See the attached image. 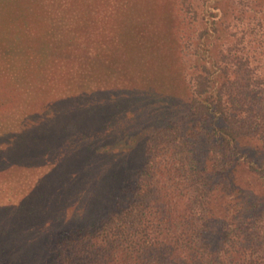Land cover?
Returning <instances> with one entry per match:
<instances>
[{"label":"trees","instance_id":"1","mask_svg":"<svg viewBox=\"0 0 264 264\" xmlns=\"http://www.w3.org/2000/svg\"><path fill=\"white\" fill-rule=\"evenodd\" d=\"M200 1L198 11L183 0L182 39L190 38L185 50L195 38L192 53L200 61L187 78V101L175 105L147 89H95L97 96L80 97V150L99 129L96 153H109L112 160L101 178L112 188L97 193L88 169L99 171L98 163L67 172V178L81 179L67 189H77L82 203L92 200L90 211L76 216L87 224L43 251L35 242L47 230L39 224L47 211L57 215L44 179L18 205H0V251H11L10 261L37 255L39 264H264V0ZM195 22L203 23L196 33L190 30ZM66 102L60 107H71ZM3 138L0 155L7 158H0V171L23 161L19 150L44 156L23 144L11 150ZM67 155L60 150V157ZM24 165L36 162L28 157ZM57 172L49 174L58 187Z\"/></svg>","mask_w":264,"mask_h":264},{"label":"rangeland","instance_id":"2","mask_svg":"<svg viewBox=\"0 0 264 264\" xmlns=\"http://www.w3.org/2000/svg\"><path fill=\"white\" fill-rule=\"evenodd\" d=\"M2 1L0 141L5 136L3 139L7 144L10 142L11 150L23 144L26 149H40L44 156L39 160L36 154L30 157L25 149L17 151L23 154L20 158L23 161L14 160L11 166L0 171V205H18L22 197L44 179V193H50L46 195L53 201L49 204H55L57 215L51 210L47 215V211L46 220L39 224L44 227L41 230H47V237L35 242L41 247L39 251H43L42 247L60 242L87 224L76 216L87 214L92 200L82 203L77 189H67L68 186L78 187L81 182L75 177L67 178V172L83 171L89 162L92 167L94 162L98 163L99 171L88 169L94 183L100 187L101 192L97 193L107 194L112 188L111 182L103 183L101 178L108 174L112 160L109 161V153H100L99 157L106 158L104 163L96 153L102 144L99 129L91 141L87 140V147L80 150L82 141L77 133L82 134L84 119H77L75 115L76 110H80L76 109L78 99L97 96L95 89H147V94L151 92L155 99L161 97L175 105L183 104L189 95L187 78L197 71L200 63L192 53L197 40L192 38L191 47L185 50L184 42L190 38L182 39L185 33L183 0ZM189 1L200 11V0ZM221 4L233 6L225 1ZM192 26L190 30L195 32L203 23L195 22ZM212 49L216 51L217 46ZM66 100L71 107H60V101ZM52 104L54 111L50 108ZM90 105L94 107L96 101H91ZM46 109L49 112L46 113ZM108 113L113 114V105ZM87 117L90 119L89 115ZM65 129L67 131L63 132ZM86 132L91 137L92 129ZM68 138V146L61 145ZM76 138L78 143L73 147ZM0 149L4 150V146ZM60 150L68 155L60 157ZM28 157L35 160V167L24 165ZM0 158L7 156L0 155ZM52 170L58 171V187L50 182L54 178L49 174ZM25 228L20 229L21 237ZM3 251H0V264H39L37 255L30 257L31 261L14 256L12 262L11 251Z\"/></svg>","mask_w":264,"mask_h":264}]
</instances>
